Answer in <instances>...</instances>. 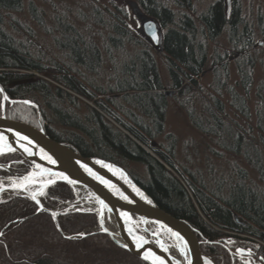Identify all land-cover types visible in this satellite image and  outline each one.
I'll list each match as a JSON object with an SVG mask.
<instances>
[{
  "label": "trees",
  "instance_id": "trees-1",
  "mask_svg": "<svg viewBox=\"0 0 264 264\" xmlns=\"http://www.w3.org/2000/svg\"><path fill=\"white\" fill-rule=\"evenodd\" d=\"M95 1L103 7L102 11L106 15V19L102 18L101 11L97 7L93 8L92 16L96 18L95 23L108 31L107 47L115 46L122 49L124 45L129 44L138 45L141 48L134 55L135 60L131 61L129 75L126 74L131 77V82L125 85L115 83L111 93L119 94V99L124 102L130 95L148 97V99L157 98L159 101L157 115L152 111H144V108L134 107L151 122H142L137 114L121 109L118 103H115L117 97L114 96L117 95L108 96L103 100L101 97L97 99L99 95L105 93L103 91L100 94L94 93L83 79L77 77L73 68L75 62L72 61L70 52L63 47L57 46L63 49L64 53L66 52L67 62H52L51 66H45L40 54H33L23 42H17L12 35L7 34L3 29L4 17L6 14L20 11L22 0H0V85L7 96L10 99L28 97L34 101H38L37 96L41 97L44 107L40 106V109L43 108L42 112L46 109L58 123L56 114L60 111L67 112L69 109L66 105L75 106L79 101L76 95L93 101L98 109L114 123L105 118L95 107L86 105L88 112L82 117L85 122L83 125L74 127L80 130L85 138L70 133L66 139H57L49 129H46L48 136L83 156L100 157L117 164L122 163L118 159L141 163L145 167L146 180L142 182L143 186L142 184L138 186L154 199L159 208L176 218L184 219L196 229L203 241L209 242L205 243L202 249V252L207 255H211L213 250L208 246H217V240L229 237V233L245 235L252 232V236L264 244V237H262L264 200L250 186L246 185L245 192H241L237 197L233 196L232 199L218 197L215 193H206L195 180L187 179L183 175V178L181 176V179L177 178L165 166L178 173L170 156L171 150L168 149V153H163L152 147L153 143L150 140L161 134L163 130L166 107L165 96L160 92L162 89L160 78L151 50L147 47L148 44L134 30H131L128 23L131 18L128 12L129 1L120 2L118 6L115 0ZM169 1L178 8H191L190 0H134L131 2L136 4L142 14L156 19L161 28L167 27L166 32L163 33V54L168 64V75L172 87L179 89L184 81L195 83L194 77L203 72V67L207 63L208 41L216 39L222 32L227 31L228 40L235 49L233 52L238 56L236 70L239 85L244 92H247L251 85L252 67L255 63L252 53L255 47L251 41V30L243 24L239 9L235 6L232 8L228 1L217 0L209 5L205 12L198 15L197 19H194L186 13L173 11L168 6ZM29 13L39 23L40 13L32 3L29 4ZM60 27L63 30L70 28L76 38L80 40L83 38L71 26L60 25ZM88 43L98 55L99 50L93 41L90 39ZM107 51L110 54V50ZM84 57L87 59V55ZM224 59L223 55L212 59V68H214L218 87L226 85L222 79L226 77ZM99 60L98 55V63ZM78 65L92 72L87 64L78 63ZM32 71L37 72L40 77L33 75ZM46 73L50 74L48 77L50 82L42 77ZM189 86L180 89L179 92L186 91ZM227 90L232 99H237V95L232 93L231 89ZM257 90V96L261 99V103H264V82L258 86ZM213 100L218 110L223 111L217 98L213 97ZM39 101L41 103V100ZM242 102H244L243 98H241V107L236 110L246 116L248 113ZM5 114L38 127L37 110L32 106L6 102ZM123 116L130 119L132 123H126ZM218 121L230 127L224 118L218 116ZM150 123L157 127L156 130H152ZM195 124L200 127L199 123L195 122ZM257 127L264 129V126L261 127L259 123ZM95 135L100 141H96ZM236 135V140L244 142L243 134L241 136L237 132ZM259 140L258 144L253 140H247L256 153L262 151L260 143L264 146V139L260 136ZM243 157L257 170L260 180L264 182V170L261 164L252 161L247 153L243 154ZM13 160L23 161V165H18V168L14 170L20 176L30 171L31 164L19 153L11 152L0 156V161L3 163ZM133 179L140 183L136 177ZM45 195L46 204L53 208H58L63 203L76 198L73 188L65 183L49 186ZM37 209V205L25 196H12L0 201V264H147L115 245L108 235L91 234V229L98 227L95 212H70L57 216L60 229L65 234L86 232L84 238L69 240L63 238L58 232L49 214L37 213ZM241 243V239L233 242L235 246ZM259 247L264 249V245Z\"/></svg>",
  "mask_w": 264,
  "mask_h": 264
},
{
  "label": "rangeland",
  "instance_id": "rangeland-1",
  "mask_svg": "<svg viewBox=\"0 0 264 264\" xmlns=\"http://www.w3.org/2000/svg\"><path fill=\"white\" fill-rule=\"evenodd\" d=\"M117 1L115 0L118 6L120 2H131L134 0ZM190 1L191 8H178L170 1L168 2V6L173 11L178 10L179 13H186L192 16V18L197 19L198 15L205 12L208 6L217 0ZM224 1H229L232 8L235 6L239 9V15L243 24H246L252 33L251 41L255 47L252 53L255 63L252 67V79L248 91L244 92L240 88L236 70L238 56L233 52L235 49L233 48V44L228 40L227 31L222 32L216 39L208 41L206 46L207 63L203 67V72L194 77L195 83L191 84L188 81H184V84L179 89L172 87V82L168 75V64L164 58V54L156 53L147 45L157 66L162 88L160 92L165 96L166 91H171L169 96H165L166 107L163 130L161 134L150 140L153 143L152 147L161 150L163 153H168V149L171 150L172 154L170 156L178 173L167 165L165 166L177 178L181 179L180 176L182 177L183 175L187 179L195 180L197 185L203 188L206 193H215L218 197H228L231 199L233 196L237 197L241 192H245L246 185H248L264 200V182L260 180L257 170L243 157V154L247 153L250 159L259 162L261 168L264 170V146L260 143L262 151L256 153L252 145L247 143V140H253L254 143L258 144L260 136L264 139V129L257 127L258 123L261 127L264 126V103H261V99L256 94L258 86L264 82V0ZM30 3L40 13L39 23L29 13ZM96 7L101 11L102 18L105 17L106 19V15L102 11L103 7H100L95 0H22L20 11L6 14L4 17L3 29L7 34L12 35L17 42H23L26 48H29L33 54H40L45 66H51L52 62H67L66 52L64 53V50L57 46L63 47L70 52L72 61L75 62L73 68L77 73V77L83 79L94 93L100 94L102 91L105 93L104 95H99L97 99L101 97L103 100L107 99L108 96L117 95L114 96L117 97L115 103H118L117 105L121 109L130 111L134 115L137 114L142 122H149L150 120L134 107L144 108V111H152L157 115V105L159 103L157 98L148 99V97L130 95L127 101H125L127 103H125L119 99V94L111 93L115 87V83L119 82L120 85H125L131 82V77L126 76V74L129 75L131 61L135 60L134 55L141 48L138 45L132 46L129 44L124 45L122 49L115 46L107 47L108 31L104 27L97 25L95 23L96 18L92 16L93 8ZM128 10V12H131V9ZM128 23L131 30L139 27L138 22L131 20V18ZM60 25H68L75 28L74 31L80 33L83 38L81 40L76 38L70 28L63 30ZM166 30L167 27L162 28V33H165ZM90 39L99 50V63L97 62L98 55L88 43ZM108 49L110 50V54L107 51ZM85 55H87V59H85ZM222 55L225 56L223 63L226 70V77L222 79H224L226 85L218 87V82L215 80L214 68H212V59L217 56L221 57ZM78 63L87 64V67L92 72H88L78 65ZM49 69L52 73L51 68ZM46 70L49 71L47 68ZM32 74L40 77L37 72L32 71ZM49 75L46 73L42 77L50 82ZM31 80L34 81V79ZM188 85L190 86L186 91L179 92L180 89ZM226 87L237 95V99L231 98ZM76 96L79 99L76 102L77 104L75 103L77 107L72 104L66 105L69 109L67 112L60 111L56 114L55 118L59 123L55 122L46 109L42 112L43 108L40 109V106H43L41 97L37 96L38 101L31 100L28 97L12 100H29L35 103L39 110L38 121L43 126L45 132L46 129H49L52 134H56L64 139L70 133L84 137L81 131L74 127H78L77 125L80 124L83 125V122H85L82 117L88 112L86 105L95 107L105 118L113 122L104 112L98 109L93 101L86 100L79 95ZM213 97L217 98L222 105L223 111L220 112L215 106ZM241 98L244 101L242 102L243 107L248 113L246 116H243L236 110L241 107ZM39 100H41V103ZM4 110H6V103ZM76 115H79L81 119ZM217 115L224 118V121L230 127L218 121ZM123 119H125L126 123H132L130 119L124 116ZM195 122L199 123L200 127ZM149 126H152L153 131L157 128H155L154 124L151 125V123ZM237 132L241 136L242 134L244 135V142L243 140H236ZM94 138L97 139L96 141H100L97 135ZM145 149L149 151L147 148ZM118 160L122 162L118 165L128 173L131 179L136 177L145 182L146 171L141 163L127 159ZM0 165L6 167V169H0V176L4 180L3 183L9 184L10 178L6 171L10 169L9 163L0 161ZM117 173L124 177V174L120 170H117ZM183 184L185 185L184 182ZM16 194L14 191L4 192L1 194L0 200L4 201L12 196H20ZM75 197L73 201L65 202L58 208L49 207L46 204L45 191L39 199L48 209L60 211L62 214L78 211H96L93 203L88 202L87 199L80 198L78 193H75ZM97 229L92 228L91 231H96ZM82 232L86 234L85 231ZM197 238L199 241L204 242L202 236H197ZM255 243L258 246L264 245L258 240H255ZM208 247L211 246L209 245ZM200 248L201 250L204 248L203 243L200 244ZM211 248L213 249L212 253L208 256L213 257L216 263L219 264L221 257H214V254L225 256L226 253L223 249H220L222 248L221 246L217 245Z\"/></svg>",
  "mask_w": 264,
  "mask_h": 264
},
{
  "label": "water",
  "instance_id": "water-1",
  "mask_svg": "<svg viewBox=\"0 0 264 264\" xmlns=\"http://www.w3.org/2000/svg\"><path fill=\"white\" fill-rule=\"evenodd\" d=\"M128 7L131 20L139 24L134 30L136 34L156 53H163V33L158 21L142 14L133 2H129ZM0 93V156L17 152L31 164L28 173L11 177L9 184H4L0 176V196L14 191L16 195L30 198L38 207L37 213L46 212L51 216L63 238L75 240L86 234L66 235L57 220L62 212L48 209L39 197L55 183L69 184L75 193L82 188L90 192L96 208L92 212L97 216L98 229L91 234L108 235L115 245L147 264H161V261L163 264H215L202 252L194 228L159 208L121 167L100 157L83 156L51 139L40 122L35 127L6 116V102L32 106L38 116L39 110L29 100L10 99L1 85ZM170 94L171 91L165 92V96ZM4 168L0 165V169ZM117 170L124 177L118 175Z\"/></svg>",
  "mask_w": 264,
  "mask_h": 264
},
{
  "label": "flooded vegetation",
  "instance_id": "flooded-vegetation-1",
  "mask_svg": "<svg viewBox=\"0 0 264 264\" xmlns=\"http://www.w3.org/2000/svg\"><path fill=\"white\" fill-rule=\"evenodd\" d=\"M227 3H229V1ZM52 135L54 136V138L61 139V137L56 135V134H52ZM113 163H115V162H113ZM20 164L23 165V161L13 160V161L9 162V168L10 169L6 170L7 173L9 174V178H11L13 176H19V174H17V172L14 170H16L18 168L17 166ZM115 164L118 165L117 163H115ZM118 166L121 167L120 165H118ZM133 181L137 185L142 184V182H143L140 180L139 181L140 183H137L135 181V179H133ZM141 186H143V184ZM152 200L154 201L153 198H152ZM181 220L185 221L184 219H181ZM194 230L196 231V235L198 237H200L201 235L199 234V232L196 229H194ZM252 235H253L252 232L249 234H245V235H242L239 233H229L228 238L217 240L216 245L221 246L226 253V255H225L226 257L221 255V254L219 256H217L218 254H214V257H221V259H220L221 261L219 262V264H264V249L260 248L255 243L256 239ZM262 237H264V232H262ZM237 239H241L242 243L239 246H234L233 242H234V240H237ZM230 242H232V243H230ZM202 243L205 244V243H209V242L204 241V242H201V244ZM237 250H241L242 252H237ZM212 260L215 262V264H217L216 260L213 257H212Z\"/></svg>",
  "mask_w": 264,
  "mask_h": 264
},
{
  "label": "bare ground",
  "instance_id": "bare-ground-1",
  "mask_svg": "<svg viewBox=\"0 0 264 264\" xmlns=\"http://www.w3.org/2000/svg\"><path fill=\"white\" fill-rule=\"evenodd\" d=\"M77 193L79 195L80 198L84 199V200H88V202L93 203V198L90 194L89 191L82 189V188H78ZM109 228V225L107 226ZM110 229V228H109Z\"/></svg>",
  "mask_w": 264,
  "mask_h": 264
},
{
  "label": "snow or ice",
  "instance_id": "snow-or-ice-1",
  "mask_svg": "<svg viewBox=\"0 0 264 264\" xmlns=\"http://www.w3.org/2000/svg\"><path fill=\"white\" fill-rule=\"evenodd\" d=\"M9 150L10 151H14V149H11V148H9ZM26 151H27V149H25ZM49 159H50V157H49ZM26 180L28 179L27 177L25 178ZM140 245H138V247H139ZM157 259H159L158 257H157ZM161 264H163V261H161Z\"/></svg>",
  "mask_w": 264,
  "mask_h": 264
}]
</instances>
